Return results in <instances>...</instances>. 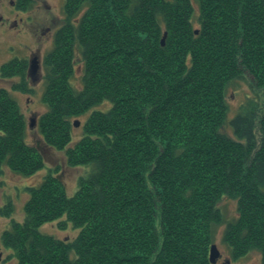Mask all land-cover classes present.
<instances>
[{"label": "trees", "instance_id": "trees-1", "mask_svg": "<svg viewBox=\"0 0 264 264\" xmlns=\"http://www.w3.org/2000/svg\"><path fill=\"white\" fill-rule=\"evenodd\" d=\"M64 16L44 59L48 110L37 126L69 166L90 172L73 196L52 171L26 189L24 221L12 220L1 237L10 259L212 264L210 247L225 226L234 259L257 252L264 264V0H65ZM77 55L79 91L71 83ZM28 68L14 59L0 73L20 78L13 91L33 94ZM245 76L256 96L230 118L227 91ZM105 102L109 109L98 110ZM88 114L83 137L68 148L73 120ZM26 135L18 101L1 89L0 176L3 167L23 177L44 168ZM224 198L236 201L235 220L223 215ZM13 212L11 203L0 209ZM52 221L79 234L41 233Z\"/></svg>", "mask_w": 264, "mask_h": 264}, {"label": "rangeland", "instance_id": "rangeland-1", "mask_svg": "<svg viewBox=\"0 0 264 264\" xmlns=\"http://www.w3.org/2000/svg\"><path fill=\"white\" fill-rule=\"evenodd\" d=\"M34 2L31 10H20L17 8L19 0H0V70L2 66L17 60H26L29 62L28 83L33 90V94H23L13 91V87L20 81L19 77L5 78L0 73V90L5 88L16 98L20 105L21 112L25 116L27 124V143L39 149L45 166L37 174L23 177L15 174L9 167H3V173L0 176V209L5 208L9 203L14 207V214L5 217L0 214V264H15L16 259L11 258L12 250L3 246L2 233L11 226V221L23 222L26 213L24 208L29 200V193L26 190L29 187H38L44 181V178L52 171L56 176L62 179L67 189V194L73 196L79 189L80 180L90 172L88 167L69 166L65 150H58L48 146L37 126L40 118L48 110V106L43 103L45 91V56L53 51L55 45V34L62 28L66 16H64L65 0H32ZM197 11V10H196ZM198 14V11L197 13ZM195 25L198 24L195 22ZM165 39L163 40L164 43ZM34 60L38 62V68L34 74L30 69ZM84 63L79 55L75 62V75L71 79L73 87L79 91L83 87L82 76ZM254 90L249 76L235 80L227 91V103L230 107L229 116L233 117L241 107V104L248 98L255 97ZM264 96H261L263 100ZM110 104L105 102L97 107L98 110L109 109ZM89 117L82 116L73 120L72 141L68 148L73 147L83 137L84 122ZM75 123L80 124L76 126ZM223 131L233 135V128L229 124L223 127ZM219 207L227 220H235L238 217L236 201L224 198L219 203ZM65 220V218H63ZM62 219V220H63ZM59 221L46 223L40 229L41 233L55 236L61 240H74L79 231L69 223L61 229ZM224 227H220L215 235L213 245L218 247L220 255L216 264H260L261 256L257 252L248 253L237 260L232 257L230 247L223 242ZM212 245V246H213ZM211 246V247H212ZM210 247V248H211ZM211 252V250H210ZM210 259V256H209ZM212 263V262H211Z\"/></svg>", "mask_w": 264, "mask_h": 264}, {"label": "water", "instance_id": "water-1", "mask_svg": "<svg viewBox=\"0 0 264 264\" xmlns=\"http://www.w3.org/2000/svg\"><path fill=\"white\" fill-rule=\"evenodd\" d=\"M38 67H39L38 66V62L36 60H34L33 65H32V67L30 69L31 74H34L35 70H37ZM75 124H76V126L80 125L78 123H75ZM219 255H220V252L218 250V247H216V245H213L211 247V252H210V259H211L212 264H216Z\"/></svg>", "mask_w": 264, "mask_h": 264}]
</instances>
